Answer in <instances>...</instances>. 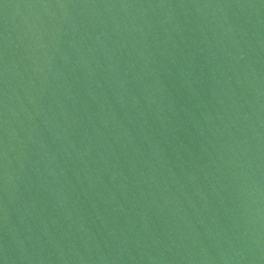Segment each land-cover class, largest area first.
<instances>
[{
	"label": "water",
	"instance_id": "water-1",
	"mask_svg": "<svg viewBox=\"0 0 264 264\" xmlns=\"http://www.w3.org/2000/svg\"><path fill=\"white\" fill-rule=\"evenodd\" d=\"M0 264H264V0H0Z\"/></svg>",
	"mask_w": 264,
	"mask_h": 264
}]
</instances>
